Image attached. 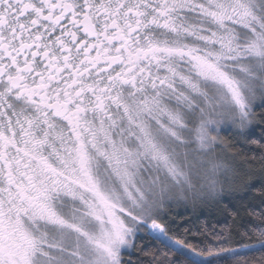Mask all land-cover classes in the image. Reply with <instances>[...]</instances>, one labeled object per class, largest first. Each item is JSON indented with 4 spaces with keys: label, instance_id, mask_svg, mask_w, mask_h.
Here are the masks:
<instances>
[{
    "label": "snow or ice",
    "instance_id": "snow-or-ice-1",
    "mask_svg": "<svg viewBox=\"0 0 264 264\" xmlns=\"http://www.w3.org/2000/svg\"><path fill=\"white\" fill-rule=\"evenodd\" d=\"M0 264H264V0H0Z\"/></svg>",
    "mask_w": 264,
    "mask_h": 264
},
{
    "label": "trees",
    "instance_id": "trees-1",
    "mask_svg": "<svg viewBox=\"0 0 264 264\" xmlns=\"http://www.w3.org/2000/svg\"><path fill=\"white\" fill-rule=\"evenodd\" d=\"M239 162L241 164H244L245 166H248L246 164V160L244 157H240ZM256 167H258V165ZM184 219H191L193 221V223L189 225L190 227L193 228V230H195V228H198V227H204L208 223H213L218 228L219 227L225 228L226 233L233 227L231 220H228L226 224H224V223L217 224V223H215V220L213 219V217L207 213L204 216H202L200 219H196L195 215L187 214L184 217ZM216 219L223 221L222 216H217ZM235 227H238V225H236ZM193 242L195 243V241H193ZM257 242H258L257 240L251 241V243H257ZM256 255H259V253H257Z\"/></svg>",
    "mask_w": 264,
    "mask_h": 264
}]
</instances>
